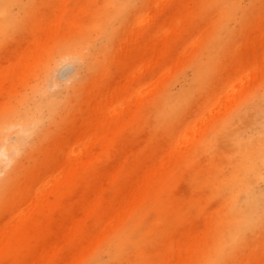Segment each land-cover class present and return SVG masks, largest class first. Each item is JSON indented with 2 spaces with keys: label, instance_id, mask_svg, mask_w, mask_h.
Instances as JSON below:
<instances>
[{
  "label": "bare ground",
  "instance_id": "1",
  "mask_svg": "<svg viewBox=\"0 0 264 264\" xmlns=\"http://www.w3.org/2000/svg\"><path fill=\"white\" fill-rule=\"evenodd\" d=\"M240 3L0 0V264H264V0Z\"/></svg>",
  "mask_w": 264,
  "mask_h": 264
},
{
  "label": "rangeland",
  "instance_id": "2",
  "mask_svg": "<svg viewBox=\"0 0 264 264\" xmlns=\"http://www.w3.org/2000/svg\"><path fill=\"white\" fill-rule=\"evenodd\" d=\"M240 6H241V9L246 11L247 9L250 8L249 6V3H248V0H241V3H240ZM244 11L243 12H238L236 15H235V24L238 23V21L240 20L242 14H244ZM235 24H231V28H234L235 27ZM123 29H125L124 31V39H119L115 42V45L114 47L116 48H129L131 46V37L129 35V30H130V25L127 23L125 25H123ZM103 41H101L97 46L98 48H102V46L104 44H102ZM113 47V48H114ZM256 56V61L259 63V67H260V71H263L264 70V49H261L260 47L259 48H256V52H255ZM159 55V52L156 53V57ZM247 55H249V50L247 52ZM157 59V58H156ZM63 66V65H62ZM60 66V68H62V70L59 68L58 71H57V74H56V78H57V75L59 77V80L58 82H61V83H65L67 82L71 76L73 75H77L79 72L83 71V69H75L73 67H71L70 69L71 70H68L69 68H66L70 65H64L63 67ZM64 68V69H63ZM60 70V71H59ZM81 70V71H79ZM73 73V75H72ZM189 72L187 73H184L183 75H181L180 77L176 76L172 82H170V88H171V91L172 93L176 94V93H179L186 85L187 81H188V78H189ZM69 76V77H68ZM261 83L259 81V78L253 82V85L255 87L259 86ZM185 187V186H184ZM179 188H182L181 186ZM186 188V187H185ZM180 190H183V192L181 194H184L186 192V189L182 188ZM185 190V192H184ZM178 193H179V190H178ZM180 194V195H181ZM244 256V253L241 254V257Z\"/></svg>",
  "mask_w": 264,
  "mask_h": 264
}]
</instances>
